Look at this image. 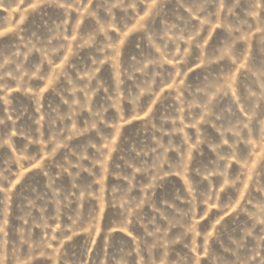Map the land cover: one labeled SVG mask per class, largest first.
I'll return each mask as SVG.
<instances>
[{"label": "rangeland", "instance_id": "1", "mask_svg": "<svg viewBox=\"0 0 264 264\" xmlns=\"http://www.w3.org/2000/svg\"><path fill=\"white\" fill-rule=\"evenodd\" d=\"M0 264H264V0H0Z\"/></svg>", "mask_w": 264, "mask_h": 264}]
</instances>
